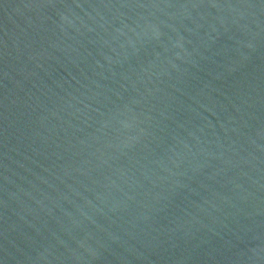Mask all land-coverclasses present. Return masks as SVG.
Listing matches in <instances>:
<instances>
[{"label": "water", "instance_id": "water-1", "mask_svg": "<svg viewBox=\"0 0 264 264\" xmlns=\"http://www.w3.org/2000/svg\"><path fill=\"white\" fill-rule=\"evenodd\" d=\"M0 264H264V0H0Z\"/></svg>", "mask_w": 264, "mask_h": 264}]
</instances>
